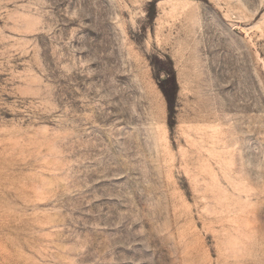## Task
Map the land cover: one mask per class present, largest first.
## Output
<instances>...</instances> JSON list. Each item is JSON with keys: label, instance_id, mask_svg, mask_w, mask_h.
I'll list each match as a JSON object with an SVG mask.
<instances>
[{"label": "rangeland", "instance_id": "obj_1", "mask_svg": "<svg viewBox=\"0 0 264 264\" xmlns=\"http://www.w3.org/2000/svg\"><path fill=\"white\" fill-rule=\"evenodd\" d=\"M0 264H264V0H0Z\"/></svg>", "mask_w": 264, "mask_h": 264}]
</instances>
